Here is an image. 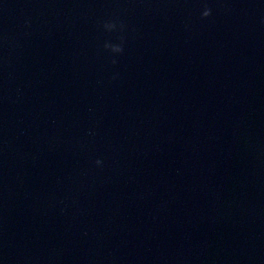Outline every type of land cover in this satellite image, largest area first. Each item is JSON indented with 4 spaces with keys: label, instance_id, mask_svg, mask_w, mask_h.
Wrapping results in <instances>:
<instances>
[{
    "label": "clouds",
    "instance_id": "1",
    "mask_svg": "<svg viewBox=\"0 0 264 264\" xmlns=\"http://www.w3.org/2000/svg\"><path fill=\"white\" fill-rule=\"evenodd\" d=\"M211 15H212V9L205 6L204 10L201 13V18L207 19ZM115 27H116V25L114 23H109V24L105 25V28H107L110 31L113 30ZM104 47H105V49L110 50L112 53H122L123 52V47H122V45H119V44L114 45V44L105 43ZM113 63H115V60H113ZM95 164L97 166H100V165H102V161L97 159L95 161Z\"/></svg>",
    "mask_w": 264,
    "mask_h": 264
}]
</instances>
